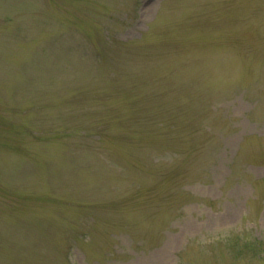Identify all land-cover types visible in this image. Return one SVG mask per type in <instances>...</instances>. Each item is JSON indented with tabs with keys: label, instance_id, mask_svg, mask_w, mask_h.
I'll list each match as a JSON object with an SVG mask.
<instances>
[{
	"label": "rangeland",
	"instance_id": "1",
	"mask_svg": "<svg viewBox=\"0 0 264 264\" xmlns=\"http://www.w3.org/2000/svg\"><path fill=\"white\" fill-rule=\"evenodd\" d=\"M0 264H264V0H0Z\"/></svg>",
	"mask_w": 264,
	"mask_h": 264
}]
</instances>
